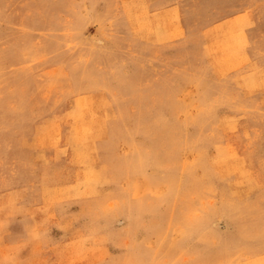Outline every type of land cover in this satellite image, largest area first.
Listing matches in <instances>:
<instances>
[{"label": "rangeland", "instance_id": "1", "mask_svg": "<svg viewBox=\"0 0 264 264\" xmlns=\"http://www.w3.org/2000/svg\"><path fill=\"white\" fill-rule=\"evenodd\" d=\"M0 225V264H264V0H0Z\"/></svg>", "mask_w": 264, "mask_h": 264}, {"label": "clouds", "instance_id": "2", "mask_svg": "<svg viewBox=\"0 0 264 264\" xmlns=\"http://www.w3.org/2000/svg\"><path fill=\"white\" fill-rule=\"evenodd\" d=\"M4 227V225H0V230H3ZM7 227H9V225H7ZM49 233L50 230L47 232L26 230L25 242L42 241L45 236H50ZM17 255L18 254L9 255L5 259L4 264H16Z\"/></svg>", "mask_w": 264, "mask_h": 264}, {"label": "crops", "instance_id": "3", "mask_svg": "<svg viewBox=\"0 0 264 264\" xmlns=\"http://www.w3.org/2000/svg\"><path fill=\"white\" fill-rule=\"evenodd\" d=\"M19 181V180H18ZM19 182H21V181H19Z\"/></svg>", "mask_w": 264, "mask_h": 264}]
</instances>
